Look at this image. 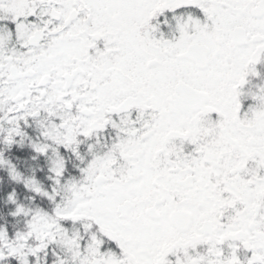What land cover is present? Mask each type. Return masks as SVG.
Returning <instances> with one entry per match:
<instances>
[{
    "label": "snow or ice",
    "instance_id": "6c2138e0",
    "mask_svg": "<svg viewBox=\"0 0 264 264\" xmlns=\"http://www.w3.org/2000/svg\"><path fill=\"white\" fill-rule=\"evenodd\" d=\"M0 264H264V0H0Z\"/></svg>",
    "mask_w": 264,
    "mask_h": 264
}]
</instances>
